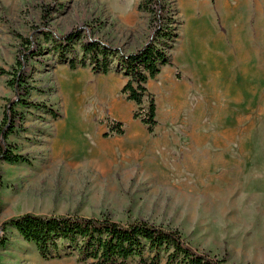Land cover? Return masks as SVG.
<instances>
[{"label":"rangeland","instance_id":"1","mask_svg":"<svg viewBox=\"0 0 264 264\" xmlns=\"http://www.w3.org/2000/svg\"><path fill=\"white\" fill-rule=\"evenodd\" d=\"M165 1L179 37L172 65L147 83L157 103L150 134L122 95L121 72L72 70L52 46L75 32L68 58L82 59L81 41L138 51L152 36L139 0H0V121L19 103L18 61L34 104H16L24 120L9 138L32 164L0 163V264H78L43 259L14 228L3 234L25 213L144 219L231 264H264V0ZM33 36L39 52L24 56L22 38ZM108 118L125 134L106 137Z\"/></svg>","mask_w":264,"mask_h":264},{"label":"trees","instance_id":"2","mask_svg":"<svg viewBox=\"0 0 264 264\" xmlns=\"http://www.w3.org/2000/svg\"><path fill=\"white\" fill-rule=\"evenodd\" d=\"M139 1V9L150 15L152 36L138 51L121 54L99 41H81L82 59L76 56L68 58V54L75 51V40L80 38L75 32L54 37L52 46L59 55V61L68 64L72 70L88 64L96 74L121 72L126 78L122 95L137 106L133 118L153 134L158 125L157 103L147 83L161 73L163 66L172 65L169 50L174 48L179 37L178 20L165 0ZM44 34L46 38L53 36L49 30L44 31ZM22 41L26 47L24 56L30 54V57H34L38 54L39 51L31 50L32 44L36 42L35 36L22 38ZM17 64L21 65L20 74L13 77L11 84L19 95V103L12 101L0 121V163L31 165L29 156L17 153V147L9 142L10 136L19 128L16 119L24 120V116H19L16 111V104L24 108L34 106L26 99L29 92L23 94L22 90L25 84L22 74L24 65L20 61ZM53 113L52 116L56 117V113ZM106 123V137L125 134L126 125L123 122L108 118ZM9 228H14L25 241L34 245L45 260L74 256L78 264H231L227 256L214 255L193 247L179 229L166 228L144 219L123 223L108 216L96 218L25 213L2 223L3 234ZM6 243L5 237H1L0 247Z\"/></svg>","mask_w":264,"mask_h":264},{"label":"crops","instance_id":"3","mask_svg":"<svg viewBox=\"0 0 264 264\" xmlns=\"http://www.w3.org/2000/svg\"><path fill=\"white\" fill-rule=\"evenodd\" d=\"M202 29H203V32H204V36H205V35L209 36V32H208V30H207V27H206V26H203ZM194 57H195V55H194ZM185 59H186V58H185ZM195 59L197 60V58H195Z\"/></svg>","mask_w":264,"mask_h":264}]
</instances>
